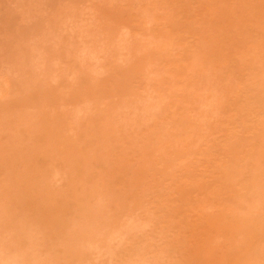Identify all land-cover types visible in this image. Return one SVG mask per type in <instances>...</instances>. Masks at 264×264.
<instances>
[{
	"label": "rangeland",
	"instance_id": "rangeland-1",
	"mask_svg": "<svg viewBox=\"0 0 264 264\" xmlns=\"http://www.w3.org/2000/svg\"><path fill=\"white\" fill-rule=\"evenodd\" d=\"M0 264H264V0H0Z\"/></svg>",
	"mask_w": 264,
	"mask_h": 264
}]
</instances>
